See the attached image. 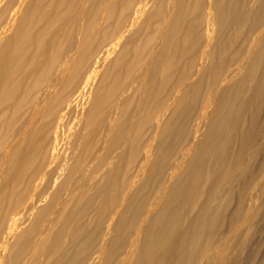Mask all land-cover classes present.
<instances>
[{
	"label": "bare ground",
	"instance_id": "6f19581e",
	"mask_svg": "<svg viewBox=\"0 0 264 264\" xmlns=\"http://www.w3.org/2000/svg\"><path fill=\"white\" fill-rule=\"evenodd\" d=\"M263 221L264 0H0V264H244Z\"/></svg>",
	"mask_w": 264,
	"mask_h": 264
},
{
	"label": "rangeland",
	"instance_id": "374dc122",
	"mask_svg": "<svg viewBox=\"0 0 264 264\" xmlns=\"http://www.w3.org/2000/svg\"><path fill=\"white\" fill-rule=\"evenodd\" d=\"M251 246H254V248L257 247L259 252L256 254V256L250 258L248 262H244V264H264V221L261 226H259L257 233L253 236L250 247Z\"/></svg>",
	"mask_w": 264,
	"mask_h": 264
}]
</instances>
